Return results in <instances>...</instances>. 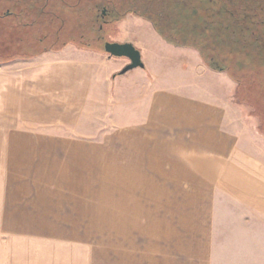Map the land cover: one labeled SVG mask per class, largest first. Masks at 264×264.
<instances>
[{"label": "crops", "instance_id": "obj_1", "mask_svg": "<svg viewBox=\"0 0 264 264\" xmlns=\"http://www.w3.org/2000/svg\"><path fill=\"white\" fill-rule=\"evenodd\" d=\"M127 23L143 68L71 45L0 67V249L29 240L89 264L106 241L124 264H264L260 118L213 50ZM106 160L159 170L156 192L93 181Z\"/></svg>", "mask_w": 264, "mask_h": 264}, {"label": "rangeland", "instance_id": "obj_2", "mask_svg": "<svg viewBox=\"0 0 264 264\" xmlns=\"http://www.w3.org/2000/svg\"><path fill=\"white\" fill-rule=\"evenodd\" d=\"M103 12L111 23H103ZM142 17H154L159 21V0H0V67L20 66L42 50L56 51L69 45L105 53L106 43H130L134 32L127 22ZM119 35L121 37L114 41ZM252 80L245 76L244 82ZM250 85L246 87H252ZM253 92L249 91L251 98H246L244 103L257 117L263 107L256 91ZM105 154L101 158L107 159L108 152ZM108 165L118 164L101 161L98 179L93 171V181H148L151 191L156 192L150 181L159 182V170L112 169L107 168ZM99 245L90 250L89 264H124L123 251L119 256L118 250L109 254L106 241ZM65 252L29 240L5 239L0 249V264H61L68 259L62 254ZM127 259L128 264L133 262L131 255Z\"/></svg>", "mask_w": 264, "mask_h": 264}, {"label": "trees", "instance_id": "obj_3", "mask_svg": "<svg viewBox=\"0 0 264 264\" xmlns=\"http://www.w3.org/2000/svg\"><path fill=\"white\" fill-rule=\"evenodd\" d=\"M142 18L170 44L213 50L205 60L213 70L229 72L242 102L256 91L264 132V0H159V26L154 17ZM245 76L253 80L246 83Z\"/></svg>", "mask_w": 264, "mask_h": 264}, {"label": "water", "instance_id": "obj_4", "mask_svg": "<svg viewBox=\"0 0 264 264\" xmlns=\"http://www.w3.org/2000/svg\"><path fill=\"white\" fill-rule=\"evenodd\" d=\"M104 48L106 53L110 56L115 58H127L130 61V64L121 72V74H125L133 69L144 67L141 53L133 44L106 43Z\"/></svg>", "mask_w": 264, "mask_h": 264}, {"label": "flooded vegetation", "instance_id": "obj_5", "mask_svg": "<svg viewBox=\"0 0 264 264\" xmlns=\"http://www.w3.org/2000/svg\"><path fill=\"white\" fill-rule=\"evenodd\" d=\"M106 15H107V14H106V12H103V16H102V18H104V19H105V18H106ZM103 23H104V24H108V23H111V21H110V20H106V19H105V20H103ZM100 29H101V30H103V26H101V28H100ZM99 39H102V37H101V38H99Z\"/></svg>", "mask_w": 264, "mask_h": 264}]
</instances>
